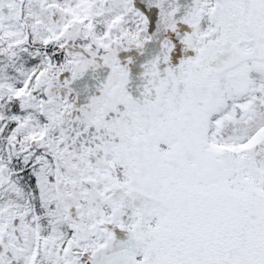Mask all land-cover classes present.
I'll return each mask as SVG.
<instances>
[{
	"label": "snow or ice",
	"instance_id": "obj_1",
	"mask_svg": "<svg viewBox=\"0 0 264 264\" xmlns=\"http://www.w3.org/2000/svg\"><path fill=\"white\" fill-rule=\"evenodd\" d=\"M0 264H264V0H0Z\"/></svg>",
	"mask_w": 264,
	"mask_h": 264
}]
</instances>
